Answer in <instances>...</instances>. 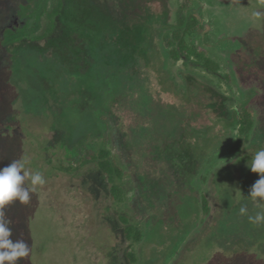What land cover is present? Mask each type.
Listing matches in <instances>:
<instances>
[{
  "label": "rangeland",
  "instance_id": "obj_1",
  "mask_svg": "<svg viewBox=\"0 0 264 264\" xmlns=\"http://www.w3.org/2000/svg\"><path fill=\"white\" fill-rule=\"evenodd\" d=\"M184 1L0 0V168L45 180L4 209L30 247L17 264H264L246 167L264 150V0H190L204 27L189 44L217 74L164 45ZM246 101L254 129L232 154ZM88 145L126 173L122 208Z\"/></svg>",
  "mask_w": 264,
  "mask_h": 264
},
{
  "label": "trees",
  "instance_id": "obj_2",
  "mask_svg": "<svg viewBox=\"0 0 264 264\" xmlns=\"http://www.w3.org/2000/svg\"><path fill=\"white\" fill-rule=\"evenodd\" d=\"M203 20L197 10L190 7V0H185L180 6L176 24L171 33H165L164 45L168 49L170 58L175 61H184L185 64H193L210 73L217 74L220 70L218 63L213 61L206 52L190 46L189 39L195 38L203 29ZM251 101H246L235 112L233 125L238 129V138L231 147V153L237 154L250 140L254 119L249 109ZM90 153L88 159L106 176L110 185V201L115 207L122 208L126 203V192L123 186L126 173L117 164L109 149L104 147H92L88 145ZM204 209L207 212V200H204ZM123 225L125 237L132 243H139L142 238V230L139 225L132 222L127 216H119Z\"/></svg>",
  "mask_w": 264,
  "mask_h": 264
},
{
  "label": "clouds",
  "instance_id": "obj_3",
  "mask_svg": "<svg viewBox=\"0 0 264 264\" xmlns=\"http://www.w3.org/2000/svg\"><path fill=\"white\" fill-rule=\"evenodd\" d=\"M248 167L253 174L259 178L251 186L249 197L264 200V150L255 153ZM30 180L33 187L44 185L45 180L40 172L29 173L25 171V165L21 161H14L7 166L0 168V264H17V262L29 255L30 247L24 240L13 241L11 239L12 229L10 221L4 219V209L14 201L21 204L27 203L30 199V190L24 187L25 181ZM264 207V205H261ZM246 207L240 208L243 215ZM255 222L264 221V212L257 213L255 217H249Z\"/></svg>",
  "mask_w": 264,
  "mask_h": 264
}]
</instances>
